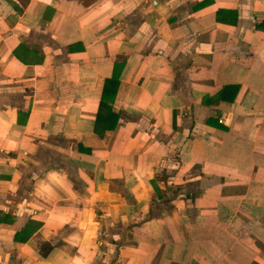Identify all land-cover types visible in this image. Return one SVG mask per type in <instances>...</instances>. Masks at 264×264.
<instances>
[{"label": "crops", "instance_id": "obj_1", "mask_svg": "<svg viewBox=\"0 0 264 264\" xmlns=\"http://www.w3.org/2000/svg\"><path fill=\"white\" fill-rule=\"evenodd\" d=\"M0 264H264V0H0Z\"/></svg>", "mask_w": 264, "mask_h": 264}, {"label": "built area", "instance_id": "obj_2", "mask_svg": "<svg viewBox=\"0 0 264 264\" xmlns=\"http://www.w3.org/2000/svg\"><path fill=\"white\" fill-rule=\"evenodd\" d=\"M220 122L224 123V122H225V119H222V118H221V119H220Z\"/></svg>", "mask_w": 264, "mask_h": 264}]
</instances>
